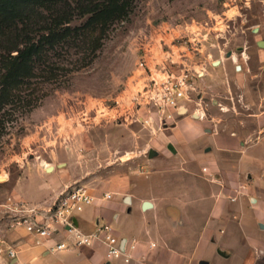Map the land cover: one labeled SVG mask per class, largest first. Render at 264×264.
Segmentation results:
<instances>
[{
  "label": "rangeland",
  "instance_id": "rangeland-1",
  "mask_svg": "<svg viewBox=\"0 0 264 264\" xmlns=\"http://www.w3.org/2000/svg\"><path fill=\"white\" fill-rule=\"evenodd\" d=\"M24 13L36 30L34 40L52 32L59 37L33 61L31 77L8 92L5 104L0 99V203L10 198L51 205L61 193L46 203L23 195L36 196L42 181L37 172L62 165L60 155L67 154L75 181L66 189L96 191L112 177L128 175L132 194L154 205L143 211L144 219L135 205L126 215L130 224L145 221L148 246L176 252L177 263L205 261L200 238L211 214L206 197L214 191L212 175L194 153L178 147L173 156L167 144L178 125L228 133L253 128L255 115L264 112V0H134L126 15L89 26V14L71 0H47ZM65 13L70 23L54 25V17ZM160 40L173 43L175 60L184 53L203 74L193 95L201 108L189 103L170 118L137 113L133 97L143 84L137 64L147 48L164 62ZM16 44L13 27L0 23V82L6 49ZM139 115L148 117L147 126ZM151 151L156 154L150 159ZM204 205L208 209L201 211ZM238 212L249 234L245 225L253 228V213Z\"/></svg>",
  "mask_w": 264,
  "mask_h": 264
},
{
  "label": "crops",
  "instance_id": "crops-1",
  "mask_svg": "<svg viewBox=\"0 0 264 264\" xmlns=\"http://www.w3.org/2000/svg\"><path fill=\"white\" fill-rule=\"evenodd\" d=\"M252 121L254 126L248 131L238 126L228 133L209 132L207 128L191 122L173 128L175 133L170 137L171 144H167V150L173 156L178 154V147L186 150L188 155L193 156L194 153L195 158L204 164L203 172L212 175L209 181L214 191L206 197V204L208 198L211 200V214L206 218L200 238L205 261L198 264H264V112L256 114ZM202 133L206 135L202 136ZM154 154L156 152H152V156ZM60 156L64 158L62 165L50 163L36 174L42 179L40 190L36 191L43 196L38 193L30 198L25 191L23 198L26 201L46 203L74 183L70 176L74 174L70 171L71 157L67 154ZM241 185L245 188L237 197L239 200L228 202L227 197L235 196V189ZM131 190L128 175H116L100 184L96 191H90L96 200L76 217L75 226L81 233L90 235L97 224L110 225L130 256L128 263L120 259L123 264H183L177 263L176 252L148 246L145 221L142 220L139 225L128 222L126 215L134 205L144 219L142 203L147 202L138 199ZM104 193L111 194L112 198L101 199ZM245 195L249 196L251 205L246 202ZM153 207L151 204L148 209ZM207 207L204 205L200 210L206 211ZM244 209L253 213V228L245 225L249 234L238 212ZM194 210L198 211L197 208ZM3 238L19 253L16 261H9L4 254H0V264H119L118 259L106 258V247L101 241L95 239L91 246L75 248L72 239L62 231L37 246L21 229L5 232ZM60 242H67L70 248L52 252L51 248ZM131 244L134 245L132 250L129 248ZM211 248H214L212 254Z\"/></svg>",
  "mask_w": 264,
  "mask_h": 264
},
{
  "label": "built area",
  "instance_id": "built-area-1",
  "mask_svg": "<svg viewBox=\"0 0 264 264\" xmlns=\"http://www.w3.org/2000/svg\"><path fill=\"white\" fill-rule=\"evenodd\" d=\"M173 48H175L173 43L167 45L160 40L161 53L166 56L164 62H157L148 52V48L147 51L143 49L137 64L143 84L133 97L137 113L142 110L157 118L165 114L170 118L171 115L185 112L189 103L201 105L200 97L193 95L195 81L202 73L193 69L195 63L189 62L184 53H179L178 56L182 61L175 60ZM139 120L145 126L149 124V119L145 115H139ZM244 188L241 185L235 189V196L230 197L229 200L235 202ZM111 198L112 195L108 193L101 196L103 200ZM95 200L96 197L86 186H74L64 190L51 205L47 206L38 207L10 198L0 203V254H4L9 261H16L19 253L17 248L7 244L3 238L5 232L21 229L37 246L45 240H50L58 231H62L72 239V246L75 248L91 246L96 239L105 245L108 260L123 259L128 263L130 256L110 225L97 224L95 231L90 235L81 233L75 226L73 221L76 219V214L92 205ZM69 248L67 242H60L51 249L52 252H61ZM129 248L134 249V245L131 244Z\"/></svg>",
  "mask_w": 264,
  "mask_h": 264
},
{
  "label": "trees",
  "instance_id": "trees-1",
  "mask_svg": "<svg viewBox=\"0 0 264 264\" xmlns=\"http://www.w3.org/2000/svg\"><path fill=\"white\" fill-rule=\"evenodd\" d=\"M77 8L89 14L86 25H92L110 16L126 15L134 0H90L87 4L81 0H71ZM47 0H0V23L10 24L15 33V46L6 49L7 59L4 63V74L1 79L0 99L7 102L8 92L20 84L21 79L31 77L33 61L39 56L43 48L51 45L58 33L52 32L41 35L37 40L32 37L36 30L31 26L30 17L24 13L29 6H40ZM70 13L55 16L53 23L61 26L70 23Z\"/></svg>",
  "mask_w": 264,
  "mask_h": 264
},
{
  "label": "water",
  "instance_id": "water-1",
  "mask_svg": "<svg viewBox=\"0 0 264 264\" xmlns=\"http://www.w3.org/2000/svg\"><path fill=\"white\" fill-rule=\"evenodd\" d=\"M259 46L262 47V46H264V44H259ZM236 69L239 70V67H236ZM151 156H152V151L149 152V157H151ZM150 207H151V204L149 202H143L142 203V209L143 210H146V209H148ZM73 222L75 224V221H73ZM201 264H206V263H201Z\"/></svg>",
  "mask_w": 264,
  "mask_h": 264
},
{
  "label": "flooded vegetation",
  "instance_id": "flooded-vegetation-1",
  "mask_svg": "<svg viewBox=\"0 0 264 264\" xmlns=\"http://www.w3.org/2000/svg\"><path fill=\"white\" fill-rule=\"evenodd\" d=\"M239 67V66H238ZM237 70V69H236ZM242 70V67H239V70L237 71H241ZM203 76V74L201 75V77ZM203 104H206L204 101L202 102Z\"/></svg>",
  "mask_w": 264,
  "mask_h": 264
},
{
  "label": "bare ground",
  "instance_id": "bare-ground-1",
  "mask_svg": "<svg viewBox=\"0 0 264 264\" xmlns=\"http://www.w3.org/2000/svg\"><path fill=\"white\" fill-rule=\"evenodd\" d=\"M217 64V63H216Z\"/></svg>",
  "mask_w": 264,
  "mask_h": 264
}]
</instances>
